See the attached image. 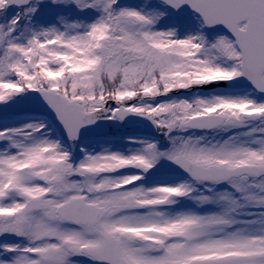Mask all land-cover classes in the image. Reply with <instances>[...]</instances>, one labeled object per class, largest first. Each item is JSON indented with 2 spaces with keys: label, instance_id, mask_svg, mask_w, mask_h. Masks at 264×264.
<instances>
[{
  "label": "snow or ice",
  "instance_id": "obj_1",
  "mask_svg": "<svg viewBox=\"0 0 264 264\" xmlns=\"http://www.w3.org/2000/svg\"><path fill=\"white\" fill-rule=\"evenodd\" d=\"M0 264H264V0H0Z\"/></svg>",
  "mask_w": 264,
  "mask_h": 264
}]
</instances>
